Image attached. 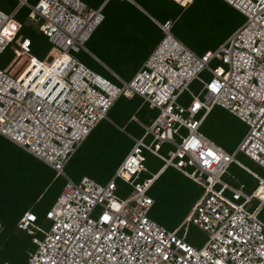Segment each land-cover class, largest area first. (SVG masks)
<instances>
[{
  "label": "built area",
  "instance_id": "built-area-1",
  "mask_svg": "<svg viewBox=\"0 0 264 264\" xmlns=\"http://www.w3.org/2000/svg\"><path fill=\"white\" fill-rule=\"evenodd\" d=\"M173 1L186 7L193 0ZM222 1L243 22L201 55L172 33L170 20L149 17L161 37L128 80L85 46L103 19L102 5L17 0L10 12L0 10V53L9 47L26 58L15 75L0 68V136L64 180L44 213L46 226L30 211L16 222L35 245L25 264H264V221L258 216L264 178L237 158L264 171V0ZM22 5L55 48L50 61L32 56L28 39L17 34L14 14ZM78 52L88 53L111 80L81 63ZM132 96L157 112L147 123L129 117L139 137L116 126L132 145L110 178L103 184L88 176L69 178L64 167L76 149L99 121L112 124L107 111L117 98ZM214 106L245 126L230 152L199 131ZM145 153L161 162L157 171L146 170ZM232 165L255 181L250 191L230 172ZM167 167L202 189L172 230L148 216L153 203L148 190ZM142 173L148 176L139 179ZM116 180L130 194L118 197ZM190 224L203 235L197 245L185 240Z\"/></svg>",
  "mask_w": 264,
  "mask_h": 264
},
{
  "label": "trees",
  "instance_id": "trees-1",
  "mask_svg": "<svg viewBox=\"0 0 264 264\" xmlns=\"http://www.w3.org/2000/svg\"><path fill=\"white\" fill-rule=\"evenodd\" d=\"M36 1L27 0L29 4ZM81 1L92 9L102 5L103 14L102 21L85 43L86 48L116 74L127 79L161 37L160 30L149 17L159 22L170 20L172 33L199 55L218 46L244 19L222 0H193L186 7L177 5L173 0ZM16 4L17 0H0V10L10 12ZM28 13L29 9L22 5L14 14L19 24L17 34L28 39L29 53L32 56L50 61L56 50L28 19ZM25 62L24 55L16 54L9 47L0 53V68L12 75L17 74ZM192 87L195 88V84ZM181 98L188 100L184 94ZM156 112L142 104L137 96L117 98L107 111L112 124L101 120L95 125L66 163V175L74 181L81 176H88L100 184L105 183L132 145L117 127L126 131V125L133 123L128 121L131 115H137L139 120L147 123ZM199 131L226 150L228 148L222 142L224 135L232 133L236 136L237 143L245 126L223 109L214 106L202 120ZM146 155L149 154H144V162L147 160ZM242 162L261 174L259 171L262 169L252 162L246 159ZM160 165L161 162L153 172ZM230 172L245 185L247 192L255 185V181L244 170L232 165ZM63 184L64 180L56 176L50 167L0 136V263L25 264L35 245L30 235L16 228V222L24 212L30 211L35 214L38 224L46 226L44 213ZM115 184L116 192L121 191V184L125 185L120 180H116ZM201 193L199 186L173 168L167 167L155 178L148 190V195L153 200L148 216L172 230L187 215ZM258 216L264 221V208ZM202 239V233L190 224L185 240L197 245Z\"/></svg>",
  "mask_w": 264,
  "mask_h": 264
},
{
  "label": "rangeland",
  "instance_id": "rangeland-1",
  "mask_svg": "<svg viewBox=\"0 0 264 264\" xmlns=\"http://www.w3.org/2000/svg\"><path fill=\"white\" fill-rule=\"evenodd\" d=\"M75 57L81 63H83L86 67H88L90 70H92L93 72H96L97 74H99L101 76L109 78L107 71L97 61H95L88 53L78 52L75 54ZM109 79L111 80V78H109ZM123 79L128 80L127 78H124V77H123ZM135 117L138 118L137 115H135ZM230 119L232 121L236 122L233 118H230ZM239 126L243 127L242 124H239ZM125 130L127 132H129L130 134L134 135L135 137H139L141 134V131L133 123L126 125ZM222 142L228 148V149H226V151H228L234 147V145L236 143V136H233L232 133H230L229 135H224V138H222ZM146 156H147V160H146V162H144V167L146 168L147 171L153 172L157 168V166L159 165L160 162L155 157H153L151 155H146ZM237 158L241 161L244 160L240 156H237ZM259 172H261V174L263 176L260 173L259 174L264 178V171L260 170ZM147 176H148L147 173H142L140 175L139 179H142V178L147 177ZM117 184H118V182H117ZM121 187H122V189L120 192H115V194L118 197L122 198V197H125L128 194H130V188L129 187H126L123 184H121Z\"/></svg>",
  "mask_w": 264,
  "mask_h": 264
},
{
  "label": "water",
  "instance_id": "water-1",
  "mask_svg": "<svg viewBox=\"0 0 264 264\" xmlns=\"http://www.w3.org/2000/svg\"><path fill=\"white\" fill-rule=\"evenodd\" d=\"M141 10V9H140ZM142 11V10H141ZM144 13V11H142Z\"/></svg>",
  "mask_w": 264,
  "mask_h": 264
},
{
  "label": "bare ground",
  "instance_id": "bare-ground-1",
  "mask_svg": "<svg viewBox=\"0 0 264 264\" xmlns=\"http://www.w3.org/2000/svg\"><path fill=\"white\" fill-rule=\"evenodd\" d=\"M26 68V67H25Z\"/></svg>",
  "mask_w": 264,
  "mask_h": 264
}]
</instances>
